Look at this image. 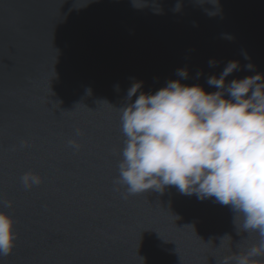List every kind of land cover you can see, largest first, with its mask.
<instances>
[{
  "label": "water",
  "instance_id": "water-1",
  "mask_svg": "<svg viewBox=\"0 0 264 264\" xmlns=\"http://www.w3.org/2000/svg\"><path fill=\"white\" fill-rule=\"evenodd\" d=\"M229 61V82L264 74V0H0V211L18 233L0 264H221L258 245L214 198L114 184L131 85L186 69L213 92ZM27 171L43 182L26 190Z\"/></svg>",
  "mask_w": 264,
  "mask_h": 264
},
{
  "label": "clouds",
  "instance_id": "clouds-1",
  "mask_svg": "<svg viewBox=\"0 0 264 264\" xmlns=\"http://www.w3.org/2000/svg\"><path fill=\"white\" fill-rule=\"evenodd\" d=\"M238 68L237 61H229L219 76H209L207 84L217 89L213 92L182 83L186 69L177 70L181 79L169 80L154 93L140 91L142 82L133 83L120 107L124 141L114 184L125 186L127 195L175 186L181 194L230 206L234 222L242 215V231L257 232L260 242L221 264H256L264 256V74L227 81ZM76 135L83 132L76 129ZM68 144L76 151L81 147L75 139ZM20 182L27 190L43 180L27 171ZM3 205L11 208L13 202ZM17 239L14 218L0 211V258L12 253Z\"/></svg>",
  "mask_w": 264,
  "mask_h": 264
}]
</instances>
